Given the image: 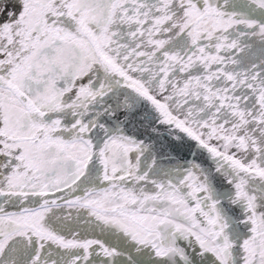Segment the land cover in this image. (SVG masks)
<instances>
[{
	"label": "snow or ice",
	"instance_id": "obj_1",
	"mask_svg": "<svg viewBox=\"0 0 264 264\" xmlns=\"http://www.w3.org/2000/svg\"><path fill=\"white\" fill-rule=\"evenodd\" d=\"M0 264H264V0H0Z\"/></svg>",
	"mask_w": 264,
	"mask_h": 264
}]
</instances>
